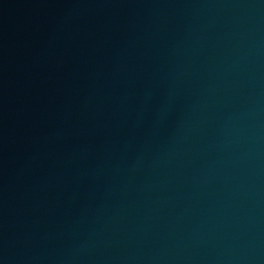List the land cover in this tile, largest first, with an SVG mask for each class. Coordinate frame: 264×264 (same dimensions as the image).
<instances>
[{"label": "water", "instance_id": "1", "mask_svg": "<svg viewBox=\"0 0 264 264\" xmlns=\"http://www.w3.org/2000/svg\"><path fill=\"white\" fill-rule=\"evenodd\" d=\"M0 264H264V0H0Z\"/></svg>", "mask_w": 264, "mask_h": 264}]
</instances>
